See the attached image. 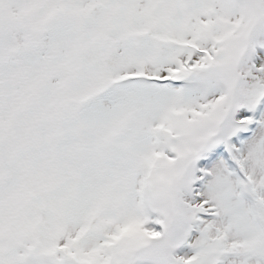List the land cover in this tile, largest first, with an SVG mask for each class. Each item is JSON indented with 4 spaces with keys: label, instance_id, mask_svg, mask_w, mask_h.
<instances>
[{
    "label": "rangeland",
    "instance_id": "obj_1",
    "mask_svg": "<svg viewBox=\"0 0 264 264\" xmlns=\"http://www.w3.org/2000/svg\"><path fill=\"white\" fill-rule=\"evenodd\" d=\"M84 1L0 0V13L17 8L18 30L34 28L51 16L78 18ZM146 3L152 5L147 13ZM184 3L110 0L113 13L89 15V29L80 39L61 24L41 42L35 32H16L21 46L42 44L51 58L69 54L82 65L73 98L85 96L83 83L92 84V75L103 87L121 66L132 72L140 65L181 86L136 83L113 90L112 103H89L75 116L66 109L58 122L68 131L57 157L67 165L58 174L50 173L42 156L35 160L45 144L30 149L31 164H17L26 149L17 146L14 122L1 131L0 240L8 238L29 255L21 260L22 252L9 246L0 252V263L264 264V0ZM240 3L244 7L236 8ZM141 26L146 37L183 44L154 49L145 37L133 43L119 38ZM4 41L0 32V46ZM105 51L109 58L102 57ZM90 59L94 74L87 73ZM38 66L39 82H46L47 65ZM2 71L11 72L7 65ZM69 77L68 83L78 76ZM142 77L132 72L118 79ZM44 84L39 98L47 97ZM223 90L226 96L218 93ZM38 102L29 117L41 125L45 114L36 112ZM16 120V130L29 131L27 117ZM142 172L149 173L147 180L138 178ZM141 186L142 203L136 193ZM24 193L30 197L27 208L16 201ZM30 204L42 211L41 224Z\"/></svg>",
    "mask_w": 264,
    "mask_h": 264
},
{
    "label": "flooded vegetation",
    "instance_id": "obj_2",
    "mask_svg": "<svg viewBox=\"0 0 264 264\" xmlns=\"http://www.w3.org/2000/svg\"><path fill=\"white\" fill-rule=\"evenodd\" d=\"M31 58H32V55H31ZM33 66L34 65L31 62V66L26 65V69L24 71L19 69V70L16 71V74L24 75L25 73H29L30 70H32ZM12 79L14 80L15 77L12 76ZM19 80H20V78H19ZM18 85H19V88L17 90L20 91V92H22L23 91V88H21L22 87L21 84H18ZM25 89H29L30 91H32V89H33L32 83L30 84L29 82H27L26 83V86H25ZM17 90H15V91L13 90V92H16ZM54 96H57L59 98V95L58 94H54ZM58 98H57V101L55 102V104L52 106L53 109H56L57 107H59V100H58Z\"/></svg>",
    "mask_w": 264,
    "mask_h": 264
},
{
    "label": "water",
    "instance_id": "obj_3",
    "mask_svg": "<svg viewBox=\"0 0 264 264\" xmlns=\"http://www.w3.org/2000/svg\"><path fill=\"white\" fill-rule=\"evenodd\" d=\"M65 21H67V19H65ZM81 23H78V22H74V25L76 26V27H78L79 29H80V31H83L84 29H85V26L84 25H80ZM46 27V26H45ZM44 27V28H45ZM43 28V29H44Z\"/></svg>",
    "mask_w": 264,
    "mask_h": 264
}]
</instances>
